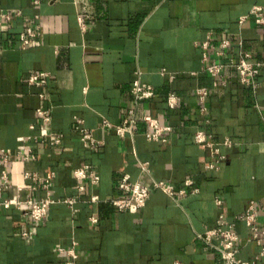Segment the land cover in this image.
I'll return each mask as SVG.
<instances>
[{
    "label": "crops",
    "instance_id": "1",
    "mask_svg": "<svg viewBox=\"0 0 264 264\" xmlns=\"http://www.w3.org/2000/svg\"><path fill=\"white\" fill-rule=\"evenodd\" d=\"M255 5L264 8V0H0V148L11 156V185L0 200L19 186L23 199L55 200L43 221L0 204V264H65L60 247L74 248L77 264H226L200 234L217 225L220 211L235 220L264 196V83L254 90L226 66L220 88L206 66L241 51L264 61V25L239 22ZM27 27L35 34L25 43ZM224 39L231 44L217 57ZM39 72L47 73L40 84L29 80ZM137 77L153 85L154 96L135 97ZM258 78L264 82V66ZM200 87L209 90L203 103ZM169 95L178 97L174 108ZM39 108L50 112L60 142L35 138ZM130 110L137 122L121 136L115 126ZM146 114L172 126L166 141L148 139ZM81 129L94 145L84 143ZM198 129L212 135L219 153L195 140ZM22 136L32 137L35 159L17 156ZM86 165L98 182L75 176ZM26 171L37 178H25ZM126 173L151 189L137 213L112 203L124 195L118 183ZM236 230L238 257L253 260L261 246L248 240L244 221ZM252 264H264V255Z\"/></svg>",
    "mask_w": 264,
    "mask_h": 264
},
{
    "label": "built area",
    "instance_id": "2",
    "mask_svg": "<svg viewBox=\"0 0 264 264\" xmlns=\"http://www.w3.org/2000/svg\"><path fill=\"white\" fill-rule=\"evenodd\" d=\"M39 2V0H37ZM18 14L20 11L17 12ZM2 18L10 19L11 13H2ZM253 19V21L258 25H264V8L260 5H255L252 9L239 17V22L243 23ZM2 19H0V24ZM35 34L31 27H27L21 34V39L28 43L30 37ZM210 35V33H209ZM231 44L230 39H224L219 44V50L216 52L217 57L226 55V48ZM208 46V40L204 42V47ZM251 53L248 51H241L240 57L233 58L228 57L225 62L219 61L217 59L212 60L206 66V70L213 77V84L217 87L223 88L226 85V80L223 79V73L226 66L233 67L239 75L240 81L246 86H251L254 90L257 89L262 83L259 80L260 69L264 66L263 62H254L251 59ZM47 75L46 72L31 73L29 80L37 84L41 83V79ZM173 77V76H172ZM132 92L137 99H145L154 96L155 89L151 83L141 80L139 77L135 78L132 85ZM209 90L207 87L197 88L198 101L204 102L206 95ZM178 102V97L175 95H169L168 104L171 108H174ZM205 111V107L202 106L201 112ZM38 112L42 119L41 132L39 137L35 138H48L56 143L61 141L60 135H56L51 132L49 128V121L51 119L50 112L46 109L39 108ZM143 120L148 123L151 130L147 133V137L150 140L166 141V133L172 129L169 124H162L159 120L150 114H146ZM137 120L133 110H130L123 118L119 125L115 126L116 132L124 136L129 132H132L134 125ZM104 124L111 126L108 120L104 121ZM32 127H34L32 125ZM82 130V140L86 145H94L95 141L92 134L89 132H83ZM31 136L19 137L21 145L17 150V156L24 160L35 159L34 144L31 143ZM212 135L204 130L198 129L195 132V140L197 142L206 143L214 148L216 153L220 152L218 147H214L211 141ZM226 145H231L230 140L225 141ZM224 157V154L220 153L219 157L216 158L214 162L208 164L209 168L216 167V164ZM11 160L10 153L4 148H0V197L4 194V191L11 185V180L9 176L8 166ZM144 167V166H143ZM75 176L77 178H85L89 175L92 177L93 182H98L100 179L99 174L89 165L79 167L75 170ZM25 178L35 180L37 178L35 173H30L26 171L24 174ZM193 183L191 179H187L186 186H190ZM49 185V183H47ZM155 186L157 188H162L169 193L174 192V187L171 184H166L163 181H156ZM83 185H79V189L82 190ZM118 189L124 193L122 196L114 197L112 203L121 211H129L132 213L139 212L147 203L150 195L151 189L149 186L144 185L138 181L132 180L129 174H124L119 183ZM22 186L18 187V194L12 197H4L0 200V204L5 208L9 209L15 207L22 217H31L35 221H43L49 212L50 205L55 201L54 199L47 197L42 200H34L32 198L23 199L20 196V191ZM181 193H185L186 189H181ZM98 197L94 195L92 200H97ZM70 203L74 202V199L69 200ZM217 203L221 204L222 201L217 199ZM91 220L97 222L96 217H91ZM238 220H242L249 227V238L250 241H255L261 246L260 252L255 255L254 259L244 260L238 257V247L237 242L240 240V235L236 230V223ZM217 225L213 228L208 229L200 236L205 241L206 248H215L220 253L221 258L226 264H252L260 259L264 255V196L260 199H251L248 201L246 208L236 216L235 220H230L225 211H220L218 218L216 220ZM23 236H27L28 232L23 231ZM59 250L64 254L68 255L69 258L66 259L65 264H77V258L79 257L74 248L66 249L60 247Z\"/></svg>",
    "mask_w": 264,
    "mask_h": 264
}]
</instances>
